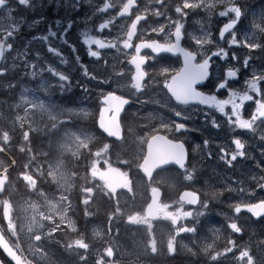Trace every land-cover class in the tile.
Instances as JSON below:
<instances>
[{"label":"snow or ice","instance_id":"snow-or-ice-1","mask_svg":"<svg viewBox=\"0 0 264 264\" xmlns=\"http://www.w3.org/2000/svg\"><path fill=\"white\" fill-rule=\"evenodd\" d=\"M14 2L17 5L32 9L37 6L32 0H0V87L7 90L16 88L18 81L11 74L19 66L15 62L19 59L23 61L24 75L35 78L42 75L46 70L58 78L59 91L61 93L65 92L72 86L70 74L59 71L50 64L40 66L35 61H29L27 59V44L21 50L19 47L14 49V43L9 42L17 34L23 21L22 17L16 18L13 16V12L16 10ZM78 3L79 0H70L69 6L76 8ZM158 3L161 7H167L164 0H158ZM135 5L136 0H126L116 11L115 16L101 19L97 25V31L102 33L105 29H109L113 25L116 16H128L130 18ZM114 7V3L104 0L100 6L94 9L93 15L107 13L109 9ZM200 8L205 9L209 15L214 14L219 9L218 15L227 17V22H224L222 27L219 28V40L224 41L228 46H243L247 49H260L264 52V42L257 39V32L264 35V0H259L255 5H253L252 0H182L174 7V12L179 17L177 20L173 21L171 17H168L166 24L157 23V26L151 28L153 33L164 34V42H161L160 39L149 38L140 39L139 43L133 44L137 24L144 19L140 9L137 8L135 18L126 27L123 38L118 36L115 39H106L86 34L83 42L88 45V55L98 61L101 59L99 49L118 48V45H122L124 49H134L130 59V63L135 66V73L131 77V87L140 93L147 86L145 78L148 73L143 65L149 59V56L141 55L142 49H150L154 54H180L183 57L181 68L161 67L157 73V75L163 77L160 83H162L163 89L167 90L166 94H170L169 99H174L177 105H204L215 109L227 118V124L230 127L250 130L253 133L259 129L261 131L259 141L261 145H264V127H262L264 126V89L261 87L262 82H264V70H261L259 74L254 72L245 81L246 89L244 91L234 90L229 87V78H236L239 70L227 65L230 64L231 60L237 59L235 51L229 57V51L218 43H214L211 33L205 30L203 26L199 35L188 33L189 47L181 46V41L185 36L184 24L181 21L188 17L189 11ZM144 11L147 12L148 9L145 8ZM153 14L160 16L166 15V12H161L160 8H156ZM44 19L45 17L40 16L32 24H38ZM145 22L147 23V21ZM246 22L251 29L250 33L244 30ZM56 25L59 28V20L56 21ZM237 25H240V27L238 28ZM71 27L72 21L69 20L62 31H59V39L75 52V45L69 44L66 39V34ZM238 32L243 37L242 39L238 37ZM226 33L228 39H225ZM57 35V31H53L49 26L47 33L33 36L32 40H43L47 43L49 53L60 56L61 63H67L60 50L48 43L49 37L56 38ZM93 44L96 45L97 50L92 49L91 45ZM206 46L215 47V50L211 51V55L204 51ZM39 55V53H36L37 58H39ZM198 55L201 56L199 63L196 62ZM212 57L223 61L219 68L220 74L215 77L214 73L218 70L212 66ZM152 58L155 59L156 57ZM10 59L11 63H9ZM160 59H163V57H160ZM249 59H252L251 55L244 58L243 64L245 67L248 66ZM76 60L77 62L80 60L78 55ZM103 62L107 64L106 60ZM80 68L86 78L98 79L94 73L89 72L87 66L81 64ZM107 80L108 77H105L104 82ZM204 81H208L215 91L206 93L198 90L197 85ZM100 83L98 80V87ZM81 87L85 93L89 91L86 86L81 85ZM50 89L51 86H45L43 82L37 85L35 89L24 88L19 101L8 106V111L14 108L18 110L17 114L11 120L5 117L8 127L0 130V153L10 151L9 145L13 141V135L10 133H14L18 126L22 140L19 151L24 154V159L20 161L15 157L9 158L7 163L0 161V250L4 254L3 258H0V264H89V255L93 256V264H121L120 259H110L114 256V245L110 240H103L102 250L93 246L85 233L78 231L76 222L69 216L68 213L73 209V204L65 193L72 187L69 182L70 177L76 176L77 173L68 170L65 164V153L69 154V159L79 158L82 155L85 159H88L89 156L82 152V150H88L91 156L97 158L91 160L90 175L92 178L99 177L104 182L101 186L102 189H107L108 193L113 196L118 188H125L131 192V181L127 172L122 171L120 168H114L111 164H108L107 169L103 171L97 167L98 158L101 156L107 157L109 151L113 148L123 149L126 143V137L122 136L117 117L123 106L129 104L130 100L125 96L117 95L116 90L102 94L106 107L100 110L99 128L108 137L116 139L113 144L104 143L102 147H97L96 151L92 153L89 145L95 137L90 134L87 128L80 126L76 119L80 115L87 117V111L65 107V104L75 103L70 98L64 96L54 98L51 94L44 95V93L50 92ZM221 89H227V97L224 99L215 94L220 92ZM253 94L260 96V98L256 99ZM245 101H254L255 103L254 110L249 113L247 118L242 114ZM229 105L231 108L230 111H227ZM172 111L173 118L159 120L158 126L151 127L148 133L138 137L140 154L136 159L142 160V163H138L137 167L142 169L150 185L169 182L163 178L159 182L154 181L152 174L156 168L170 162H174L181 169H185L186 174L183 177L185 180H193L196 171L195 166H192L191 169L185 168L187 153L184 144L178 140H170L166 135L159 134L161 129L174 130L179 133L189 130L187 124L190 119L189 114L183 109L177 110L176 106H172ZM20 112L23 114H19ZM105 112L112 113L110 119H105ZM0 115H3V113H0ZM204 118L210 122L213 128L221 127L214 116L209 117L208 113H204ZM46 130H51L49 132L50 136L62 133L59 141H57V151L54 158H50L48 153L42 151L34 153L30 147V137ZM208 144L209 140L205 139L204 145L207 146ZM232 144L235 145L234 150L226 151L225 147L222 146L219 148L218 153V158L229 167L233 165L234 161H237L238 157H246L245 142H242L239 136L232 139ZM144 145H146V153ZM197 147L200 146L197 145ZM117 155L119 158V153ZM207 155L211 157L212 153L209 152ZM261 156L264 157V147L261 148ZM105 163H108L107 159H105ZM124 163H128V161H124ZM261 164H264V160L256 162L258 168ZM9 169L17 173V179L24 185L28 196L35 195L37 197L36 201L28 199L21 204L19 200L14 199L17 190L15 183L9 178ZM161 170L164 169L161 168ZM253 179L256 180V186L264 190V176L253 177ZM85 180H87V176H85ZM169 184L174 186L170 182ZM45 187L52 188L53 191L45 192ZM57 191L60 192L59 196L56 194ZM92 193V186L86 184L81 186L83 197L81 203L84 205L85 216L91 214L88 208ZM219 194V191L206 192L204 198L201 199L196 191L186 190L180 194L179 200L176 201L175 211H168L170 205L160 202V188L153 186L151 187V202L148 203L143 214L134 212L127 215V220L133 224H147L149 232H151V220L153 218L163 216L165 219L170 220L175 227L167 238L166 251L170 254H176L178 251L177 237L181 233L196 234L199 223L198 218L209 210L210 201ZM184 203L199 205L195 214L191 210H184ZM231 207L236 214L241 213L242 209H246L253 216L264 218V199H259L256 203L241 201ZM41 208L44 210H41ZM118 213H121L119 201L116 202L115 210L108 217L107 234L109 236L113 217L115 216L117 221L121 219L120 216H117ZM73 214L75 213L73 212ZM189 218H192L190 223L183 222L188 221ZM238 218V216L230 218L231 222L228 224V228L235 233L242 232V226L236 222ZM64 224H67V228L71 229L74 236H68L67 239H64V236L67 235L66 230L61 227ZM58 231L61 232L60 239H56L53 235ZM21 233L28 241L26 249L20 246ZM105 235V232L100 229H93V237L103 238ZM50 241H55L57 245L63 244L60 255L48 248ZM149 243L151 245L150 251L157 253L156 238L152 237ZM183 247L192 255L203 253L207 258L206 264H223L224 261L229 259L234 261L235 264H264V241L257 242L254 249L250 241L238 245L231 238L226 240L222 248L216 247L214 241L212 243H202L199 252H194L186 244ZM233 249H236V251L234 252ZM64 253L68 254L67 259H65ZM229 253L232 254L231 257L228 256ZM120 255L123 256V253ZM72 256H75V259H72ZM29 257H32V259H29Z\"/></svg>","mask_w":264,"mask_h":264},{"label":"flooded vegetation","instance_id":"flooded-vegetation-1","mask_svg":"<svg viewBox=\"0 0 264 264\" xmlns=\"http://www.w3.org/2000/svg\"><path fill=\"white\" fill-rule=\"evenodd\" d=\"M32 2L37 5L35 9L20 6L14 2L16 10L13 12V15L15 16L17 12H19V14H22L23 21L21 22L22 28L19 34L15 35L9 42H15L17 47L21 50L27 44V59L29 61H35L40 66L50 64L59 71L70 74L72 86L68 88L67 91L72 90L75 92L74 98H78L80 103L87 105L90 97L97 94L98 97L101 98L98 108H101L103 102L102 94H106L111 90H116L117 95L125 96L130 100V103L125 107L121 115V126L123 128L124 137H126V143L123 149L113 148L110 150L107 155L108 157L117 154L119 151L122 153L138 151L140 153L138 137L148 133L151 127L158 126L159 120L173 118L172 106H176L177 110L183 109L189 114L190 119L187 121L189 130L179 133L174 130L167 131L161 129L159 133L166 135L170 140H178L185 145L188 153V160L185 168L191 169L192 166H195L196 171L194 176L198 178V183L195 181L192 182L191 185L199 186V183H209L215 186H241L246 190L242 193L240 202L256 203L259 199H264V190L258 188L256 186V180L253 179V177L259 178L260 176H264V171H262V169H264V164H261L259 168L256 166L257 161L264 160V157L261 156V148L264 147V145H261L259 141L261 131L258 129L253 133L250 130L238 129L234 126L230 127L227 124V118L224 117L223 114L204 105H177L174 99H169L170 94H166L167 90L163 89V85L160 83L163 77L157 75L158 70L161 67H169L170 69L181 68L183 66V57L180 54H154L150 49L141 50V55L149 56L144 66L145 71L148 73V76L145 78L147 86L143 89L142 93L137 92L131 87V77L135 73V66L130 63V59L131 55L134 53V49H124L122 45H118V48L99 49L101 51V59L99 61L88 55V45L83 42L86 34L106 39H115L118 36L123 38L126 27L130 25L132 19L135 18L137 8L140 9V13L144 16V19L137 25L136 35L133 37V44L139 43L140 39L149 38L160 39L161 42H164V34L153 33L151 28L157 26V23L166 24L168 17H171L173 21L177 20L179 17L175 14L174 7L177 3L182 2V0H164V4L167 7H161L158 0H138L136 6L132 10L133 14L130 18L128 16H116L113 25L102 33L97 31L98 23L101 19L115 16L116 11H118L119 7L122 3L126 2V0H109L110 3H114L115 7L109 9L107 13L96 15H93L94 9L100 6L104 0H90V2L89 0H79L78 7L76 8L69 6L70 0H32ZM145 8L148 9L147 12L144 11ZM156 8H160L161 12H166V15L155 16L153 12ZM218 12L219 9L214 14L209 15L203 8L189 11L188 17L181 21L185 29V36L181 41V46L189 47L190 40L188 33L199 35L201 34L200 29L203 26L205 30L211 33V38L214 43H218L221 47H225L226 50L229 51V57H231L232 52L235 51L237 59L231 60L230 64L227 66L234 67L239 71L236 78H229V87L234 90L244 91L246 89L245 81L249 79L254 72L259 74L261 70H264L263 52L260 49H249L252 59H249L248 66L245 67L243 60L248 56V49L243 46H228L224 41L218 38L219 28L222 27L224 22H227V17H220ZM40 16L45 17V19L38 24H32V22L37 20ZM57 20L60 21L59 28L56 25ZM69 20L72 21V27L66 34V39L69 44L75 45V52L59 39V31H62ZM145 21H147V23ZM49 26H51L53 31H57L58 35L56 38L49 37L48 43H51L53 47L60 50L67 63H61L60 56L49 53L47 51L46 42L43 40H32L31 38L47 33ZM237 27L239 28L240 25H237ZM244 30L248 31L247 22L245 23ZM237 35L239 38H243L239 32ZM228 38V34L226 33L225 39ZM91 47L93 50H97L96 45L93 44ZM209 48L211 49L210 51L208 50ZM214 50V46H206L204 51H207L208 55H211V51ZM36 53L40 54L39 58H37ZM77 55L80 57L79 62L76 60ZM152 57L156 58L153 59ZM160 57H163V59H160ZM200 59L201 56L198 55L196 62L199 63ZM105 60L107 64H104L103 61ZM11 62L10 59L9 63ZM15 62L19 66L13 70L11 75L17 79V85L19 87L26 86L29 89H35L37 85L43 82L45 86H51L50 91H59L58 78L54 77L48 71L45 70L42 75L33 78L24 75L22 60L18 59ZM211 63L212 66L218 70L214 73V77L218 76L220 74L219 68L223 61H219L216 57H212ZM81 64L87 66L89 72L94 73L98 79L86 78L80 68ZM105 77H108V81L110 82H104ZM98 80L101 82L99 87ZM81 85L86 86L89 91L85 93ZM261 87L264 89V82H262ZM197 88L206 93L215 91L214 88L209 85L208 81L198 84ZM215 94L219 98L224 99L227 97V89H221L220 92H216ZM253 95L256 99L260 98L258 95ZM230 108L231 106L229 105L226 110L230 111ZM254 108V101H245L242 114L247 118ZM204 113H208L209 117L214 116L221 127L213 128L210 122L205 120ZM111 115L112 113L110 112L109 116ZM83 122L86 126V117ZM129 129H131V131H129ZM98 134L99 147H102L104 143L113 144L115 141V139L106 136L102 132H98ZM236 136H239L242 142H245L246 157H238L237 161H234L233 165L229 167L224 161L218 158L219 148L223 146L226 151L234 150L235 145L232 144V139ZM205 139L209 140L207 146L204 145ZM197 145L200 147H197ZM143 147L146 150V145ZM209 152L212 153L211 157L207 155ZM163 169V179L174 185L170 186L169 182H163V202H165L167 196L169 198L175 197L179 189L184 187L185 182L183 181L182 173L185 169H179L172 164ZM103 183L102 181L101 186ZM71 185L72 187L66 193L69 200H72L73 209L70 210L68 214L76 222L78 231L85 232L87 229V218L84 215V205L81 203L82 198L77 196L80 185L75 183V181H72ZM104 191L108 190L104 189ZM118 198L119 194L116 196L111 195L110 197V194L103 192L100 196V200H97V205L95 206L96 211L91 213L94 215L89 217L88 220L90 221H88V223H90L91 226H97V228L107 234V229L109 227L108 217L109 214L115 210ZM88 209H93V204L89 203ZM228 211L232 213L234 209H229ZM73 212L75 214H73ZM242 215L246 217V219L251 218V216L245 212H243ZM117 225L118 221L114 216L111 225V234L110 236L107 235L101 238L100 244H103V240L111 241V239H113ZM61 227L66 230H71L67 228V224ZM55 235H58V233H55ZM189 246L188 247L192 248L194 252H199V245L196 240L191 241ZM177 248V253L171 255L166 251V242L163 240V264H200L199 254L192 255L183 245H179ZM111 259H115V257L113 256Z\"/></svg>","mask_w":264,"mask_h":264},{"label":"rangeland","instance_id":"rangeland-1","mask_svg":"<svg viewBox=\"0 0 264 264\" xmlns=\"http://www.w3.org/2000/svg\"><path fill=\"white\" fill-rule=\"evenodd\" d=\"M254 2L256 3V0H252V3H254ZM258 2H259V0H258ZM247 28H248V30H251L248 27V24H247ZM248 55H250L249 49H248ZM15 97H16V95H15ZM74 100H75V98H74ZM9 104H8V106H9ZM16 114H17V111L12 109L11 111H9L7 113V117L9 118V120H11V119H14ZM7 127L8 126H6V128ZM3 129H4V126H3ZM18 130H20V129L17 126L16 131H18ZM61 135H62V133H61ZM59 137H60L59 134L58 135H51V136L49 135L50 140L47 139L46 137H44L45 143L49 144L51 141V143H52L51 145L55 144L54 145L55 146L54 155H50L49 156L50 158H54V156H55V153L57 151V141H59ZM38 143H40V142L38 141ZM67 154L68 153H65V155H67ZM138 155L139 154H135V153L131 154V156H133V157H137ZM120 169L123 171L122 168H120ZM129 177H130V175L128 174V178ZM96 178H99V177H96ZM138 180H139V182H138ZM144 180L145 179H142L140 181L139 177L137 176V180L135 182L136 187L134 188L133 183H132L131 184L132 191L129 192L128 189H125L124 190L125 195L121 199V200H124V202H126V204H125L126 207H125V210L123 212L125 215L124 224H123V227H124L123 230H125V236L123 238H121V242H118L119 241L118 235H115L113 237V239H111L112 244L114 245V257H115V259H120L121 264H153L152 262H147L146 258H144V255H147V253L149 252V250L151 248L149 241L152 237H154L153 232L160 237V239L162 240V244H163V234H164L166 241H167L169 233L174 231L175 226H173L171 224L170 220L165 219L163 216H159L156 223L151 222V232L148 231V225L147 224H133V223L128 222L127 215L132 214L134 212H140L141 206L143 205L142 199H143L144 194L143 193H135V190L136 191L145 190L146 183ZM159 181H160V179H159ZM137 185H139L141 187L138 188ZM227 188L233 192L243 190V188H233V187H231V188L227 187ZM213 189H215V188H213ZM209 192H211V191H209ZM57 196H59V195H57ZM14 199L19 200L22 204L24 200H28V199L36 201L37 197L34 195L29 197L27 192H24L23 194L17 192ZM232 199H233V197H231L229 200L231 201ZM166 204L171 205L168 202H166ZM173 204H176V201ZM176 206H177V204H176ZM170 208H171V206L169 207L168 211H175V210H170ZM41 210H44V209L41 208ZM196 210H193L194 214H195ZM21 215H23V214H21ZM203 218H204L205 224H206V232L205 233L199 234L198 230H197L196 234L181 233L180 236L177 237V241H179L181 244H184V245L186 244L189 246L191 241H194L197 238H199L198 239L199 247L201 246L202 243H212L213 241L219 243V241L222 237V235H221L222 227H221L220 223L218 221L216 223L212 219V218H214V216L211 213H209L208 211L205 212V214L203 216H200L198 219H203ZM191 220H192V218H189L188 221H183V222L184 223H190ZM236 222L239 225L242 224L243 229L245 231L248 230V232H250L252 230V228H254V226H255L254 224H249L248 222L243 221V218H241V217H239L236 220ZM213 230H216V231L214 232ZM105 234H106V232H105ZM118 234H119V232H118ZM142 234L145 236V239H143V238L139 239V236ZM107 235L108 234H106L104 237H106ZM21 239L23 241L25 240L27 243V246H28L27 238L23 235V233H21ZM145 240H147V241L145 242ZM157 247H158V244H157ZM48 248H50L53 252L56 253V250L53 249L49 244H48ZM234 250L236 251V249H234ZM121 253H123V256L120 255ZM57 255H60V254H57ZM137 255H138V257H137L138 259L136 260V258H134V257H136ZM171 255H173V254H171ZM237 255H238V252H237ZM64 257H65V259H67L68 254L64 253ZM91 257H92V255L88 256L89 264H93V258H91ZM29 258L32 259V257H29Z\"/></svg>","mask_w":264,"mask_h":264},{"label":"trees","instance_id":"trees-1","mask_svg":"<svg viewBox=\"0 0 264 264\" xmlns=\"http://www.w3.org/2000/svg\"><path fill=\"white\" fill-rule=\"evenodd\" d=\"M91 122L93 124H95V118L94 116L90 118ZM51 130H46L44 132H41L39 134H35V135H32L30 138H31V145L30 147L32 148V151L34 153H37V152H45V153H49L51 152L52 150V143L50 141L49 144L45 143V139L44 137H46L47 139H49V132ZM19 137H16V140H15V143L18 144L19 146L17 147V149L15 150L14 153H11L17 160L18 158L20 160H23L24 159V154L21 153L19 151V148L22 144V141L19 142V140L17 139ZM21 138V137H20ZM50 140V139H49ZM38 141L40 143H38ZM18 142V143H17ZM45 144V145H44ZM88 151V150H87ZM92 152V151H91ZM85 155H88L89 158L88 159H85L84 158V155H82L81 157L79 158H71L69 159V157H67V161H68V164L70 166L71 169H73L75 172H77L79 175L82 174L80 177H78L79 180H84V181H87L88 183V186H92L94 187L96 190H94V194L93 196V200L90 202V204H93V209H88V211L90 213H94L96 210L95 206L97 205V200H100V191L99 189H97V186H96V181H97V178H92L91 175H90V167H91V160L93 159V156H91L88 152L87 153H84ZM85 159L86 161H83L82 159ZM17 167H19L17 165ZM17 175L16 172H11V176L12 177H15ZM85 176H87V180H85ZM91 181H94L95 183H91ZM90 215H94V214H90ZM224 225L226 227L227 230H229L227 233H225L226 235L223 237L222 241H219L216 242V247L219 246V248H222L226 242V240L228 238H231V239H235L237 238V235H235V233L230 229L228 228V223L227 222H224ZM199 230H202L201 227H199ZM203 231V230H202ZM264 232V230H263ZM61 237V235H60ZM68 238V235H65L64 236V239H67ZM258 241H256L257 243ZM255 243V245H256ZM157 244H158V252L155 254H153V257H157V258H160L161 259V256H163V244H161L158 240H157ZM255 245H252L253 246V249L255 248ZM148 253H152V252H148ZM147 253V254H148ZM232 255H229V257H231ZM0 258H3V253L0 251ZM206 260L207 258H203L202 256H200V264H206ZM227 263H230V264H235L234 261H232L231 259L227 260Z\"/></svg>","mask_w":264,"mask_h":264},{"label":"water","instance_id":"water-1","mask_svg":"<svg viewBox=\"0 0 264 264\" xmlns=\"http://www.w3.org/2000/svg\"><path fill=\"white\" fill-rule=\"evenodd\" d=\"M125 106H126V105L123 106L122 110L120 111V113L118 114V117H117L118 120H119L120 126H121L120 117H121V115H122V112H123V109H124ZM104 107H106V103H105V105H104L102 108H104ZM109 113H110V112H105V119H106V120L111 118V116H109ZM99 120H100V115H99V118H98V126H99ZM99 129H100V128H99ZM100 130L103 131L102 129H100ZM121 130H122V136H123V129H122V126H121ZM105 134H106V133H105ZM106 135H107V134H106ZM160 135H161V134H160ZM114 139H116V138H114ZM184 147H185V145H184ZM185 150H186V147H185ZM186 153H187V150H186ZM3 154L7 155V153H3ZM187 158H188V153H187ZM186 161H187V159H186ZM186 161H185V164H186ZM170 164H174V165L180 167L179 165L175 164L174 162H170V163L167 164V165H163V166H161V167L156 168V169L153 171V174H154L157 170H160L161 168L166 167V166H168V165H170ZM153 174H152V176H153ZM160 191H161V190H160ZM198 195H199V194H198ZM160 198H161V195H160ZM155 218H156V217H155ZM155 218H153V219H155ZM0 251L2 252V250H0Z\"/></svg>","mask_w":264,"mask_h":264},{"label":"bare ground","instance_id":"bare-ground-1","mask_svg":"<svg viewBox=\"0 0 264 264\" xmlns=\"http://www.w3.org/2000/svg\"><path fill=\"white\" fill-rule=\"evenodd\" d=\"M255 3V2H254ZM30 15V14H29ZM31 16V15H30ZM33 19V18H32ZM31 30V29H30ZM25 33H27V32H25ZM29 33H30V31H29ZM32 33V32H31ZM26 37V36H25ZM32 38V37H31ZM30 38V39H31ZM29 39V38H28ZM26 42V41H25ZM76 74H78V73H76ZM17 78H18V76H17ZM22 78V77H21ZM23 79V78H22ZM16 88H19V86L17 85L16 86ZM17 94H18V89H16V90H14L12 93H11V95H10V100L11 99H15L16 97H15V95L17 96ZM71 100H74V98H70ZM75 102H76V99L74 100ZM72 104H74V103H72ZM95 125V124H94ZM54 138V137H53ZM52 139V138H51ZM18 147V146H17Z\"/></svg>","mask_w":264,"mask_h":264}]
</instances>
